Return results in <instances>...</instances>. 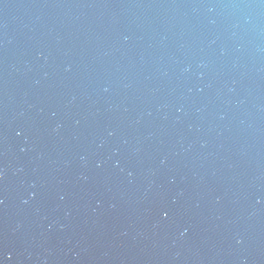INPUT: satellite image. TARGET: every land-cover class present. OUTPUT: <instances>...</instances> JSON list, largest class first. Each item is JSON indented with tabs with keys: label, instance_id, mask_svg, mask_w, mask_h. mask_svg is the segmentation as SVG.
Instances as JSON below:
<instances>
[{
	"label": "water",
	"instance_id": "1",
	"mask_svg": "<svg viewBox=\"0 0 264 264\" xmlns=\"http://www.w3.org/2000/svg\"><path fill=\"white\" fill-rule=\"evenodd\" d=\"M0 264H264V0H0Z\"/></svg>",
	"mask_w": 264,
	"mask_h": 264
}]
</instances>
